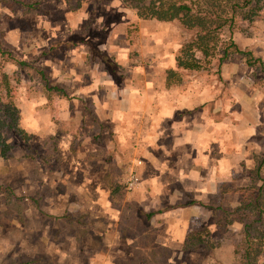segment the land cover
Instances as JSON below:
<instances>
[{"label": "rangeland", "instance_id": "374dc122", "mask_svg": "<svg viewBox=\"0 0 264 264\" xmlns=\"http://www.w3.org/2000/svg\"><path fill=\"white\" fill-rule=\"evenodd\" d=\"M183 1L198 8L209 4L207 0ZM209 1L219 5L216 9H225L223 16L233 18L221 39L233 41L241 52L232 55L220 71L216 57L208 70L176 69L171 78L219 79V91L213 92L220 94L219 118L232 113L229 121H234L236 134H244L245 126L252 125V140L259 146L250 149L253 143L247 141L246 149L232 151L242 154L243 160L233 159L231 167L223 165L224 152L215 155L212 167L204 160L202 176L207 181L203 200H199L190 190L193 183L179 180L175 164L171 165L173 176L164 174L162 160H153L149 145L142 143L140 129L145 124L139 112L147 110L146 98H138L134 118L127 116L130 125L118 138L100 121L108 111L107 101L94 102L97 95L113 102L116 92L119 98L129 99L131 86L139 96H147L145 80L154 75L170 77L171 72L163 70L168 55L156 43L167 41L175 56L181 45L190 42V34L179 21L149 18L125 0H0V47L4 51L0 63L10 77L13 101L7 116L27 133L36 153L27 151L24 141L10 134L11 156H0V264H233L232 244L212 250L207 245L186 247L185 240L179 246L174 243L179 234L173 229L166 232L173 240L171 247L154 244L162 231L158 226L165 220L155 215L148 219L154 211L172 207L171 203L185 206L196 200L202 207L197 211L204 214L191 215L189 235L202 231L206 236L203 229L207 226L214 232L208 221L212 211L205 206L236 207L238 190L249 183L248 176L264 159V9L245 21L243 12L232 11L236 0ZM149 21L155 22L153 28ZM153 30L160 32L157 42L139 35ZM10 55L26 65L13 63ZM152 59L159 70L148 68ZM228 63L239 67L225 81L222 74ZM36 67L46 71L48 81L34 72ZM107 77L113 82L110 86L102 81ZM55 86L64 92L49 88ZM124 103L122 110L128 107ZM205 107L211 110L210 105ZM114 129H121L120 123ZM156 152V157H163ZM132 166L140 183L128 192L124 182ZM214 168V173L229 177L223 195L216 197L210 195L213 182L208 180ZM233 179L235 190L230 186ZM229 190L234 193L227 196ZM199 217L207 222L201 223ZM176 219L179 216L168 221L173 224ZM250 233L253 263L264 264L262 228L256 226Z\"/></svg>", "mask_w": 264, "mask_h": 264}, {"label": "crops", "instance_id": "0c3cea01", "mask_svg": "<svg viewBox=\"0 0 264 264\" xmlns=\"http://www.w3.org/2000/svg\"><path fill=\"white\" fill-rule=\"evenodd\" d=\"M149 24H151V28L155 26V22L153 21H149ZM139 35L141 38L147 37L150 41H152L160 37V32L153 30L151 32L149 31V33H142V31H140ZM164 36L165 35L163 32L162 37ZM156 45H158L160 48L163 47L165 49V54L168 55L169 58V63H165L166 67H164L163 70H168L169 72L174 71L175 74H177L176 63L171 61L172 58L175 60V53L172 51L173 48L167 44V41L162 42V44L158 42ZM147 65H149V69L153 66L157 70L160 69V67L157 66L155 59L149 61ZM238 67V65L232 66L231 63H228L224 67L225 71L222 74L223 80H230L232 78L231 76L237 73ZM172 75L173 74H170V77L165 76L163 78H158L156 75H154L153 78L150 77L149 79L145 80L149 86V89H147V96H139V94L136 93L135 88L131 86L129 88V99H126L125 97L119 98L120 95H118L116 92L114 94L115 100L113 102H110L105 97H100L98 95L94 97V102H97V100L101 101V99L107 101L108 111L107 113H103L105 115H102L100 121L103 122L104 127L109 126L110 129L107 132L110 135L112 132H114L115 134L113 137L118 138L119 134L122 135L125 132L124 127H129L130 125V122H127V116L131 115V119L134 118V113L136 110H134V106L136 105L138 98H146L148 108L147 110H142L139 112L143 116L141 119L144 120L145 124L143 125L142 129H140L142 143H146L147 146L149 145L150 150L153 152V160L158 161L157 158L162 160V164L160 165H162L163 170H165L164 174H171V176H173L171 165L174 163V169L177 174L180 175L179 180L182 182L190 180L189 183H193L190 186V190L196 192L195 198L203 200L204 195L202 192L204 190L205 182L207 181L205 180V176H202L204 172V160L207 162L209 167H212L217 161L215 155L224 152V154H222L223 165L226 167H231L233 164L231 161H233V159L238 158V160H243L242 154H238L236 152L232 154V151L235 149H246L247 141L249 144L253 143L251 147L249 145L250 149L258 148L259 145L255 140H252V137L255 135L252 125L248 126L247 124L245 126V136L244 134L240 133L236 134V126L234 121H229V116L230 114L233 115L232 113H228L229 116H224L222 118L223 120L219 118V109H216V107H219V103L221 102L220 94L213 93L214 89L219 91V85H217L216 82L219 79H215L213 76L209 78L191 80L181 79V77L178 79H172ZM102 81L105 83V85L107 84L110 86L113 84L112 80L108 77ZM242 81H245V79ZM119 91H121V89H119ZM134 93H136L137 96ZM117 98H119L118 101H116ZM125 101L128 102V107L122 110V105H125ZM207 104L210 105L211 110L207 109V106L205 107ZM119 106H121V109L118 108ZM121 111L122 114H124L123 117L121 116ZM248 114L252 113L249 112ZM119 123L121 129H114ZM114 147H116L115 144ZM228 149H230V152H228ZM158 150L159 153L163 154V157H156V151ZM246 155H248V153ZM219 158L221 159V157ZM139 162V160H135L134 164L139 166ZM131 170H134L137 174V170L134 166L130 168V171ZM214 170L215 168L211 169V171H213L211 173L212 176L208 179L209 181L213 182V188L210 189V195L212 197L223 195L224 190L222 189L224 187V183L227 181L225 179L229 178L226 177L224 173H214ZM231 183V188H234L235 190L236 186L234 185V179L231 181ZM234 190H229V193H226L227 196H229L230 193L232 195ZM171 204H173L172 207L170 205L165 209H159L158 211L151 213L153 215L150 219L153 220L155 215V218H161L165 220L162 225L159 224L158 229H162V231L154 240V244L159 246L171 247L173 240L171 241V239L166 236V232L171 231L172 229L179 234V237L177 236L175 238L174 243H177L179 246L183 245L184 241L191 232L187 228L189 219L192 218L191 215L204 214L202 211H200V213L197 211L202 209L200 204L193 206H188L186 204L185 206L178 207H173L176 206L175 203ZM172 216H179V219H176L175 223L173 224L168 221V219ZM199 218L201 223L203 222L204 224L205 221L207 222V219L201 217Z\"/></svg>", "mask_w": 264, "mask_h": 264}, {"label": "trees", "instance_id": "16d2710c", "mask_svg": "<svg viewBox=\"0 0 264 264\" xmlns=\"http://www.w3.org/2000/svg\"><path fill=\"white\" fill-rule=\"evenodd\" d=\"M132 9L138 10L139 13L149 18L156 19L160 22L179 21L181 28L190 34L191 41L185 42L180 46L175 55L174 62L178 70L187 72H199L208 70L210 60L217 59L218 71L221 70L232 55L241 52L239 47L233 41H224L221 39V33L227 26H232L233 18L223 16L225 9L216 2L205 1L208 8H198L195 5L183 0H152L146 4V0H125ZM264 9V0H236L232 6L233 12L241 11L244 14L245 21H251L260 11ZM234 14V13H233ZM196 52L202 57L198 58ZM0 54H4L0 47ZM10 60L17 65L25 66L26 63ZM9 60V61H10ZM34 72L39 74L43 80L48 81L47 73L40 68H33ZM171 71V74H175ZM47 86H49L47 84ZM51 90L64 92L60 87H49ZM12 88L10 77L4 71V65L0 63V156L10 157L12 145H10L9 135L14 134L20 137L23 147L33 155L35 150L28 143L27 133L10 120L7 111L13 105ZM249 183L239 189L240 202L233 209L224 207L214 208L210 205L205 206L212 215H209L208 221L214 225V232L207 226L203 229L206 236L199 233L191 234L185 242L186 247H199L207 245L212 250L223 244H232L234 252L233 264H254L250 255L251 250V229L259 226L262 228L264 236V159L255 170L250 174ZM199 204L198 201L192 200L187 205L193 206ZM176 205L173 207H178ZM153 214L148 215V219ZM227 222H224V221ZM227 227V229H226ZM228 234H227V233ZM209 240L206 241L205 239Z\"/></svg>", "mask_w": 264, "mask_h": 264}, {"label": "built area", "instance_id": "2783aa9c", "mask_svg": "<svg viewBox=\"0 0 264 264\" xmlns=\"http://www.w3.org/2000/svg\"><path fill=\"white\" fill-rule=\"evenodd\" d=\"M140 179L134 170H131L125 178V188L128 192H133L137 189Z\"/></svg>", "mask_w": 264, "mask_h": 264}]
</instances>
